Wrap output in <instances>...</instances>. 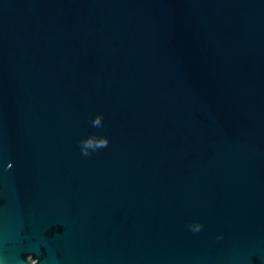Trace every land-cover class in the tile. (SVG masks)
<instances>
[{
	"label": "water",
	"instance_id": "water-1",
	"mask_svg": "<svg viewBox=\"0 0 264 264\" xmlns=\"http://www.w3.org/2000/svg\"><path fill=\"white\" fill-rule=\"evenodd\" d=\"M0 264H264V0H0Z\"/></svg>",
	"mask_w": 264,
	"mask_h": 264
},
{
	"label": "clouds",
	"instance_id": "clouds-1",
	"mask_svg": "<svg viewBox=\"0 0 264 264\" xmlns=\"http://www.w3.org/2000/svg\"><path fill=\"white\" fill-rule=\"evenodd\" d=\"M103 117L102 115H97L95 119L92 120L93 127H101L102 126ZM109 141L108 139L101 138L97 139L95 135L89 136L87 139H83L80 141L81 153L84 156H88L91 151H95L100 148L107 147ZM201 230V225L197 224L192 226V231L199 232Z\"/></svg>",
	"mask_w": 264,
	"mask_h": 264
}]
</instances>
